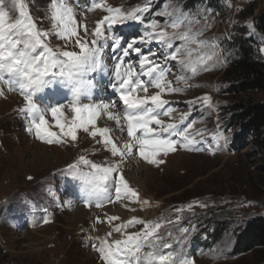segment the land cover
Listing matches in <instances>:
<instances>
[{
	"label": "rangeland",
	"instance_id": "1",
	"mask_svg": "<svg viewBox=\"0 0 264 264\" xmlns=\"http://www.w3.org/2000/svg\"><path fill=\"white\" fill-rule=\"evenodd\" d=\"M51 2L27 0L29 12L38 29L48 32L52 31ZM93 2L67 0L74 9L78 24H87L89 32L94 29L95 21L107 14L102 9L88 12ZM100 2L130 10L145 5L146 0ZM147 4L149 10L143 16L149 22L166 23L168 18L157 13L170 4L185 14L199 16L208 24L202 38L217 40L223 65L194 77L186 93L162 98L168 99L170 105L180 113L188 110L187 101L204 94L210 95L215 110L202 106V101L191 106V131H204V135L196 139L204 141L205 149L210 146L211 134L217 130L225 134L227 144L224 145L222 141V147L215 155L206 150L182 149L161 155L157 158L165 162L158 167L147 164L134 154L135 164L129 166L124 161L121 171L130 187L138 191L142 199L148 200L149 205L142 209L141 205L127 200L110 203L101 194L93 200L91 207L86 208L83 180L70 174L69 165L75 163L80 155L102 166L119 162L118 159L111 157L97 142L99 137L94 140L82 131L78 133L79 139L75 143H42L34 129L29 131L31 117L18 110L24 105L22 97L17 92H8L5 87L4 96L0 97V264H105L95 248L99 239L106 237L110 231L106 215L121 217L120 221L113 224L126 222L132 217L156 221L162 216H179L178 225L167 223L166 219L161 220L165 226L160 231L171 242L168 230L172 231L173 236H180L178 228H188L189 231L181 236L180 241L173 243V248H182L193 259V264H264V248L246 254H236L234 251L237 234L254 220L264 218V172L258 156L253 154L252 146L241 148V145L233 144L240 130L236 126H229L236 106L245 102H264V93L235 98L227 94L228 85L223 81L227 55L223 47L226 41L241 28L247 33L255 32L254 21L264 14V0H223L216 8L196 4L193 0H147ZM249 23L252 29L248 28ZM144 31L145 27L140 22L129 21L114 26L113 31L108 33L109 40L101 41L105 47L106 60L112 59L114 54L120 60L126 59L118 49L111 47L112 35L121 37V46H124L132 39H139ZM80 32L83 33L82 28ZM82 39L91 43L90 35H82ZM47 42L53 48L63 45L64 50L79 51L73 42L65 44L55 34L47 37ZM179 43L175 42L174 47L179 46ZM261 48H264V36L261 37L259 48L264 59ZM142 50L150 56L157 53L153 58L164 63L163 55H159L162 46L156 42L144 45ZM126 60L138 66L135 53H130ZM113 62L114 59L109 61L110 64ZM166 67L171 68L173 73L177 72L175 61L169 60ZM101 74L94 75L96 86L110 90L114 76L102 78ZM173 78L169 76V79ZM155 91L150 89V92ZM94 92L96 97L101 95L99 89ZM50 94L57 96L52 100ZM95 98L91 99L92 102H85L96 103ZM35 100L41 107L67 105L70 93L57 82L38 93ZM111 101L115 102L117 98ZM65 113L71 115L67 109ZM46 119L50 129L58 132L54 127L55 121L47 113ZM98 121V126L103 127L104 121ZM110 128L114 133L118 132V129L114 130L116 127ZM123 135L126 137V132ZM80 168L84 172L91 170L85 165H80ZM115 179L116 176H113L112 180ZM108 187L112 189V198L115 199L111 181ZM97 199L103 202V207H95ZM201 203L205 207H200ZM189 204L193 205L190 210L187 208ZM130 208L137 210L130 211ZM180 208L184 209L182 213L177 211ZM97 217L103 222L95 223ZM44 219L50 220V223L45 224ZM118 237L119 234L114 233L108 239L111 241Z\"/></svg>",
	"mask_w": 264,
	"mask_h": 264
},
{
	"label": "snow or ice",
	"instance_id": "2",
	"mask_svg": "<svg viewBox=\"0 0 264 264\" xmlns=\"http://www.w3.org/2000/svg\"><path fill=\"white\" fill-rule=\"evenodd\" d=\"M96 9H102L107 14L97 19L94 29L89 32L87 24H78L74 9L69 6L67 0H52V31L48 32L38 29L29 12L27 0H0V97L4 96L5 87L8 92H17L22 97L24 105L18 110L31 117L29 131L34 129L36 137L42 143H75L79 139L78 133L82 131L94 140L99 137L97 142L102 144L111 157L118 159L119 162H109L107 166H102L80 155L75 163L69 165L70 174L83 180L86 208L91 207L93 200L103 194L110 203L127 200L132 204L141 205L143 209L149 205V201L142 199L139 192L130 187L121 171L126 158L136 154L147 164L158 167L165 162L157 158L161 155L181 149L206 150L215 155V152L221 149L222 141L224 145L227 144L225 134L217 130L211 134L210 146L205 149L204 141L196 139L198 136L202 137L204 131H191V106L197 101H202V106L215 110L210 95L204 94L195 100L187 101L188 110L180 113L170 105L168 99L162 98L186 93L194 77L222 66L223 61L217 40L202 38L208 24L199 16L185 14L177 6L166 4L164 9L157 13L168 18L166 23L144 19L143 14L149 10L147 0L145 5L130 10L111 7L100 0H94L87 11ZM129 21L144 25L142 36L121 46L122 38L112 35L111 47L118 49L125 58L130 53H135L138 66L128 63L126 59L120 60L119 57L116 62L109 64L101 41L109 40L108 33L113 31L114 26ZM252 27L249 23L248 28ZM52 34L62 39L65 44L73 42L79 51L64 50L63 45L53 48L47 42V37ZM82 35H90L91 43L82 39ZM177 41L180 42L179 46L174 47ZM152 42L162 46L159 55H163V64L153 58L157 53L151 56L143 53L142 47ZM260 51L264 52V48ZM169 60L176 62V73L166 67ZM98 73L114 76L111 87L119 94L117 101L85 102L92 99L96 89L94 75ZM170 75L174 78L169 79ZM145 77L147 79H144ZM57 82L69 91V103L39 106L35 100L37 94ZM150 89L156 91L150 92ZM66 109L71 113L70 116L66 115ZM46 113L55 121L54 127L58 132L50 129ZM104 116L107 121L115 122L116 129L122 134L119 138L113 136L112 128L98 126V120ZM125 132L126 137L123 135ZM198 144L200 147H197ZM80 165L88 166L91 170L84 172ZM113 176H116L115 180H112ZM110 181L113 184L115 199L112 198V189L108 187ZM199 206L205 207L202 203ZM95 207H103V202L97 199ZM192 207V204L187 206L188 210ZM177 211L182 213L184 209ZM165 219L167 223L176 225L180 221L179 216H162L156 221L132 217L126 222L113 224L120 221L121 217L106 215L110 231L106 237L99 239L95 250L105 264H193V259L188 257L182 248H173V243H178L189 229L179 227L180 236H173L172 231L168 230V237L172 238L170 242L160 231L165 226L161 220ZM43 222L47 224L50 220L44 219ZM102 222L99 217L96 218L95 223ZM129 229L136 230L128 231ZM114 233L119 234V237L109 241L108 237H113Z\"/></svg>",
	"mask_w": 264,
	"mask_h": 264
},
{
	"label": "trees",
	"instance_id": "3",
	"mask_svg": "<svg viewBox=\"0 0 264 264\" xmlns=\"http://www.w3.org/2000/svg\"><path fill=\"white\" fill-rule=\"evenodd\" d=\"M196 4L216 8L223 0H193ZM254 33L241 28L232 34L223 47L225 70L223 81L228 85L227 94L232 97H247L264 93V59L259 53L261 37L264 36V14L254 21ZM229 126L239 132L233 144L241 148L252 146L264 172V102H245L235 107ZM264 248V218L249 223L237 234L234 251L246 254Z\"/></svg>",
	"mask_w": 264,
	"mask_h": 264
},
{
	"label": "bare ground",
	"instance_id": "4",
	"mask_svg": "<svg viewBox=\"0 0 264 264\" xmlns=\"http://www.w3.org/2000/svg\"><path fill=\"white\" fill-rule=\"evenodd\" d=\"M117 55L116 54H114V57L112 58V59H109V60H107L108 62L109 61H111V60H113L114 59V61L116 62L117 61ZM120 59V58H119ZM127 59V58H126ZM110 64V63H109ZM106 76H108V75H105L104 73H102L101 75H100V77H106ZM108 78V77H107ZM97 82V81H96ZM100 86V85H99ZM96 89H99L100 90V92H101V95H99L98 97H96L97 95H96V93L94 92V94H93V96H92V98H95V100H96V103H109V102H112L111 101V99L113 98H117V100H118V93H116L114 90H113V88L111 87L110 88V90L108 89H106V88H104V87H98V86H96ZM50 96H52V100L53 99H55V96H57V95H53V94H50ZM62 97V96H61ZM99 98V99H98ZM57 102V101H56ZM91 102H92V100H91ZM118 107H122V105H118ZM103 121H104V126H108V127H111V126H113V128L115 127V122L114 121H107V118H106V116H104V117H102L101 118ZM99 122V121H98ZM99 125V124H98ZM114 130H116V128H114ZM118 133V134H117ZM117 133H114V131H113V136L114 137H116V138H119L120 137V135H119V131L117 132ZM125 161H127L128 162V165L129 166H132V165H134L135 164V158H134V155L132 156V157H128V158H126L125 159ZM140 169V168H139Z\"/></svg>",
	"mask_w": 264,
	"mask_h": 264
}]
</instances>
